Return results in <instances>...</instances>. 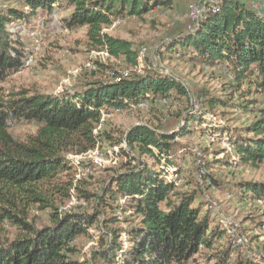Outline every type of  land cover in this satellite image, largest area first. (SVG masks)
I'll return each instance as SVG.
<instances>
[{
  "label": "trees",
  "instance_id": "trees-1",
  "mask_svg": "<svg viewBox=\"0 0 264 264\" xmlns=\"http://www.w3.org/2000/svg\"><path fill=\"white\" fill-rule=\"evenodd\" d=\"M11 1L20 8H0V221H9L21 231L12 241L0 244V264H90L74 260L78 252L75 242L82 237L94 238L90 230L100 228L98 224L102 223L107 230L98 236L100 249L92 257L102 264H193L203 251L212 250L215 240L223 238L226 231L211 228L209 216H202L200 206H194L195 193H178L177 179L166 178L168 168L179 167L174 161L178 134L139 125L114 141L115 146L127 145L120 151L128 161L124 170L104 186L102 194L93 195L65 181L71 173L69 154L88 153L104 140L113 143L111 135L95 132L103 112L124 110L158 94L170 96L172 91L182 96L184 88L176 80L152 72L110 85L96 83L84 93L64 96L28 91L6 95L2 87L11 75L23 69L29 52L12 28L14 23L31 21L41 14L51 18L65 8L71 10L63 20L66 28L86 27L94 50L135 61L138 55L132 44L104 30L116 19L141 17L157 7L171 6L172 1L6 0ZM174 48L207 66L231 72L239 89L245 82L256 88L261 101L253 99L241 106L253 116L246 127L250 137L239 133L237 139H229V144L241 164L254 169L263 166L264 17L238 0H225L221 10L201 21L200 31L184 36ZM192 118L187 125L194 123ZM20 122L39 127L27 143L15 141L9 133ZM204 177L211 180L208 173ZM73 188L86 201L95 198L94 214L73 209L58 212L59 203L71 199ZM239 188L244 197L264 200V183L252 182ZM119 200L125 201L126 209L117 205ZM35 206L54 211L48 226L37 228L20 214L24 208ZM119 209L131 213L132 225L117 227L123 224L117 215ZM101 214L103 221L99 219ZM234 252H217L206 264H263L246 254L232 257Z\"/></svg>",
  "mask_w": 264,
  "mask_h": 264
},
{
  "label": "rangeland",
  "instance_id": "rangeland-1",
  "mask_svg": "<svg viewBox=\"0 0 264 264\" xmlns=\"http://www.w3.org/2000/svg\"><path fill=\"white\" fill-rule=\"evenodd\" d=\"M171 1V6L157 7L141 17L126 15L116 19L104 30L116 39L130 42L138 55L135 61L94 50L89 44L86 27L66 28L63 20L71 10L65 8L56 11L51 18L41 14L31 21L14 23L12 28L27 44L29 52L23 69L11 75L2 87L6 95L28 91L64 96L84 93L96 83L110 85L152 72L176 80L184 88L182 96L172 91L170 96L158 94L124 110L103 112L95 132L111 135L113 143L104 140L93 151L69 154L71 173L65 181L93 195L102 194L104 186L124 170L128 161L120 151L121 147L127 149V145L115 146L114 141H119L131 128L139 125L160 133L178 134L174 141V161L179 167L168 168L167 181L177 179L178 193H195L194 206H200L202 216H209L211 228L226 231L223 238L215 240L212 250L203 251L193 264H206L212 255L231 249L235 251L232 257L246 254L264 264V200L244 197L239 188L247 183H264V165L254 169L241 164L229 144V139H237L239 133H244V138L250 137L246 127L252 123L253 116L244 112L241 106L253 99L261 101V96L255 87H251L252 83L245 82L239 89L231 72L220 66H207L193 55L174 48L184 36L200 31V23L193 19L192 10L200 7L207 14L212 3L207 0ZM238 1L264 17V0ZM7 5L19 7L14 1L0 0V8ZM36 43H39L38 48ZM144 48L147 52L141 55ZM171 49L175 50L171 52ZM191 118L194 123L187 125ZM38 128L34 123L20 122L9 133L15 141L27 143L30 137L37 135ZM178 172L180 174L176 176ZM206 173L216 183L205 179ZM70 194L69 201L59 203V213L72 209L88 215L96 212L95 198L86 201L74 188ZM117 205L127 207L124 200H119ZM22 211L20 214L27 222L37 228L48 226L50 213L54 212L37 206ZM117 215L123 223L117 227L126 228L134 223L129 212L124 214L119 209ZM103 217L101 214L99 219L103 221ZM98 225L100 228L89 232L94 238L76 240L75 261L102 264L92 259L100 249L98 236L107 230L103 223ZM20 231L17 225L0 221V244L12 241ZM121 239L127 241L124 234Z\"/></svg>",
  "mask_w": 264,
  "mask_h": 264
},
{
  "label": "built area",
  "instance_id": "built-area-1",
  "mask_svg": "<svg viewBox=\"0 0 264 264\" xmlns=\"http://www.w3.org/2000/svg\"><path fill=\"white\" fill-rule=\"evenodd\" d=\"M225 0H207V2H211L212 4L209 5V9H208V12L206 14V12L204 13L202 11V9L199 7H196L192 10V17L193 19L199 21V23H201V21H203L205 18H206V15L210 14L211 12H216V11H219L221 10L222 6H223V3H224ZM258 8H262V7H258ZM200 26V25H199ZM36 48H38L39 46V43H36ZM147 52V49L144 48L141 52V55H144L145 53ZM100 54H105V53H100ZM201 164V163H200Z\"/></svg>",
  "mask_w": 264,
  "mask_h": 264
}]
</instances>
